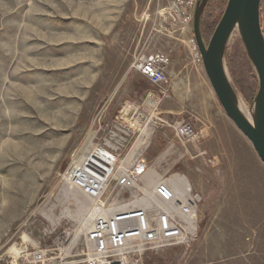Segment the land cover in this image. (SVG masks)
Listing matches in <instances>:
<instances>
[{"label":"rangeland","instance_id":"374dc122","mask_svg":"<svg viewBox=\"0 0 264 264\" xmlns=\"http://www.w3.org/2000/svg\"><path fill=\"white\" fill-rule=\"evenodd\" d=\"M173 3L0 0V264H34L37 251L51 264H89V230L77 233L80 219L94 215L93 225L98 211L63 175L96 145L118 154L120 173L137 160L146 165L130 189L113 181L109 210L161 181L185 179L199 198L184 243L130 245L135 253L124 262L264 264V163L222 109L194 24ZM227 3L209 0V17ZM261 24L264 34V0ZM230 41L228 74L250 109L258 79L239 34ZM143 53L165 55V84L154 86L134 68ZM181 123L194 126V140L178 137Z\"/></svg>","mask_w":264,"mask_h":264},{"label":"built area","instance_id":"2783aa9c","mask_svg":"<svg viewBox=\"0 0 264 264\" xmlns=\"http://www.w3.org/2000/svg\"><path fill=\"white\" fill-rule=\"evenodd\" d=\"M199 0H174L173 7L186 18L188 25H193L194 14ZM134 68L147 77L154 86L167 82V59L163 54H140ZM178 137L190 142L196 137V130L190 123H181L175 128ZM118 154L111 148L96 145L83 158L73 163L63 175L70 177L69 185L74 191L94 202L103 211L109 210L107 195L113 181L116 186L130 189L137 185L146 172V165L136 161L120 173ZM170 183V182H169ZM166 181L157 183L151 190L153 210L147 206L134 204L128 208L110 210L101 215L86 235V242L91 253L89 264H105L101 259L108 257L121 261L131 253L130 245L140 244L147 249L168 247L184 243L188 239L189 222L194 217L198 200L192 194L189 185H185L183 199L176 197L172 184ZM105 200V201H104ZM147 249H144L147 250ZM139 252V251H137ZM45 251H37L33 255L34 264H51Z\"/></svg>","mask_w":264,"mask_h":264},{"label":"water","instance_id":"95a60500","mask_svg":"<svg viewBox=\"0 0 264 264\" xmlns=\"http://www.w3.org/2000/svg\"><path fill=\"white\" fill-rule=\"evenodd\" d=\"M208 1H198L194 16V36L205 73L225 114L251 141L264 163V34L261 0H228L223 16L206 44L201 21ZM236 31L258 79V92L249 109L251 119L242 111V100L230 80L225 61L228 44Z\"/></svg>","mask_w":264,"mask_h":264},{"label":"bare ground","instance_id":"6f19581e","mask_svg":"<svg viewBox=\"0 0 264 264\" xmlns=\"http://www.w3.org/2000/svg\"><path fill=\"white\" fill-rule=\"evenodd\" d=\"M237 33V31L234 33V35ZM233 39V38H232ZM231 42V41H230ZM231 80V79H230ZM242 111L244 112V114H245V116L246 117H248V119H251L250 117H251V114H250V111H249V109L244 105V103H243V101H242ZM65 178H66V181H64V183H65V185L66 186H69L71 189H73L72 187H71V185H69L68 184V182H70V177L68 178V176H65ZM169 183V182H168ZM170 184V183H169ZM185 185H188V184H186V181H185V179L184 180H182L180 183H176L175 185L173 184V185H171L172 186V188H173V191L175 192V194H176V197L177 198H179V199H183L184 197H185V194H184V196L183 197H181L182 196V189L184 190V188H185ZM70 188H67L64 192L66 193V194H68L69 192H70ZM141 192H142V196H138L133 202H132V204H134V205H137L138 207L139 206H147L149 209H152L153 210V204H152V202H151V195H152V193H151V190L149 191V192H145V191H142V190H140ZM133 199V198H132ZM196 199L198 200L199 198L196 196ZM86 200H87V198H86ZM91 201V200H90ZM95 203L93 202V205H94ZM128 207L126 206V207H124L123 208V210L124 209H127ZM96 210L98 211V213H96V219H95V221L98 219V218H100V216L101 215H106V214H108L109 212H110V210H106V211H103V209L102 208H100V207H97L96 206ZM93 214V213H92ZM93 218H94V215H92V216H90V217H87V218H82V219H80L81 220V224H80V230L78 231V236H80L82 233H85V232H87L89 229H90V226L92 225V222H93ZM196 220H195V217H193L192 218V226H193V228H194V224H196V222H195ZM94 224V223H93ZM124 258H122L121 259V261L120 262H117V263H119V264H123V263H125V264H127L126 262H124ZM107 264H110V263H107Z\"/></svg>","mask_w":264,"mask_h":264},{"label":"trees","instance_id":"16d2710c","mask_svg":"<svg viewBox=\"0 0 264 264\" xmlns=\"http://www.w3.org/2000/svg\"><path fill=\"white\" fill-rule=\"evenodd\" d=\"M228 1V0H227ZM216 10H218V7H216ZM211 13L210 11V5H207L206 8H205V11L203 13V17H202V21H201V30H202V35L204 34V29L205 28H211V35H210V38L206 41L205 39V36L203 37V39H205L206 43H209L220 19L222 18L223 16V12L221 14H217V16L213 17L212 15H210L209 17V14ZM213 17V18H212Z\"/></svg>","mask_w":264,"mask_h":264}]
</instances>
